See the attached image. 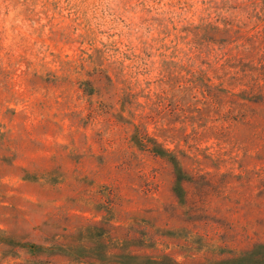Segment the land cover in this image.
<instances>
[{
  "label": "rangeland",
  "instance_id": "rangeland-1",
  "mask_svg": "<svg viewBox=\"0 0 264 264\" xmlns=\"http://www.w3.org/2000/svg\"><path fill=\"white\" fill-rule=\"evenodd\" d=\"M249 63L264 0H0V264H264Z\"/></svg>",
  "mask_w": 264,
  "mask_h": 264
},
{
  "label": "trees",
  "instance_id": "trees-1",
  "mask_svg": "<svg viewBox=\"0 0 264 264\" xmlns=\"http://www.w3.org/2000/svg\"><path fill=\"white\" fill-rule=\"evenodd\" d=\"M247 68L244 69L245 77L248 78L242 94L246 99L252 100L254 102L264 103V65L261 67L253 66L252 63L246 65ZM264 249V244H261ZM255 249L245 250L240 258L246 259L248 256L255 253ZM262 258H264V250H262ZM223 264H228L229 259L223 260ZM155 264H179L175 259L169 258V256L164 255L161 260H154Z\"/></svg>",
  "mask_w": 264,
  "mask_h": 264
}]
</instances>
